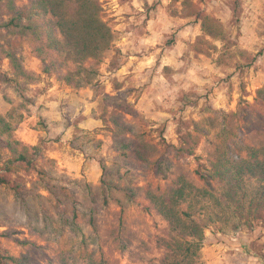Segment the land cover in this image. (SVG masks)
I'll return each mask as SVG.
<instances>
[{"label": "rangeland", "instance_id": "1", "mask_svg": "<svg viewBox=\"0 0 264 264\" xmlns=\"http://www.w3.org/2000/svg\"><path fill=\"white\" fill-rule=\"evenodd\" d=\"M101 1L116 47L99 65L96 86L77 89L44 73L28 41L19 54L40 76L27 85L30 101L14 83L0 82V113L22 114L17 138L40 146L38 164L54 177L45 179L54 185L50 193L34 168L20 167L17 176L28 190L24 200L0 185L1 246L28 264H163L169 251L164 240L172 231L150 204L148 191L169 187L179 175L202 184L195 175L198 160L206 164L217 144H229L239 159L236 153L264 142V104L256 100L264 85V0H192L223 22L232 50L243 51L220 65L214 59L225 52L221 42H215L219 50L213 57L192 48L201 25L185 15L184 0ZM149 24L157 32L152 45L144 40ZM2 70L11 73L7 59L0 61ZM114 113L146 133L155 146L151 158L168 151L171 166L157 173L153 165L120 156ZM196 128L201 133L194 155L176 157L163 142L179 146ZM79 129L101 139L102 146L87 153L74 148ZM124 187L135 196L128 198ZM199 263L264 264V220L236 233L206 229Z\"/></svg>", "mask_w": 264, "mask_h": 264}, {"label": "trees", "instance_id": "2", "mask_svg": "<svg viewBox=\"0 0 264 264\" xmlns=\"http://www.w3.org/2000/svg\"><path fill=\"white\" fill-rule=\"evenodd\" d=\"M19 1L0 0V34L4 36L0 39V61L7 59L11 69V73L0 72V82L14 83L19 95L30 101L26 93L27 85L37 81L40 76L24 65L19 54L23 41H28L42 61L44 73L55 74L59 81L73 88L96 86L99 65L105 54L116 47V32L105 18L103 2ZM183 5L189 9L185 15L194 16L201 25V34L191 43L196 53L213 57V53L219 50L215 42L219 41L225 52L213 58L215 63H227L234 53L239 56L243 54L242 50H232L225 26L219 18L192 0H184ZM39 18H42L41 23L35 22ZM254 59L255 56H252L246 65H250ZM236 65L244 64L237 61ZM106 97H109L108 94H105ZM256 100L264 104V85L258 88ZM114 114V131L122 136L116 144L120 156L145 163L146 166L153 165L157 173H160L162 165L166 164L167 168L171 166L168 151L164 150L151 158L149 150L155 146L146 139V133L136 132L122 122L120 114ZM21 118L22 114L14 117L12 111L6 115L0 113V185L8 186L17 198L24 200L28 190L21 176H17L20 167L34 168L39 174V181L45 183L44 187L50 193L54 192V185L47 184L45 179L54 177L38 164L37 159L42 155L40 146H29L17 138L15 132ZM86 133L78 130L71 141L74 148L87 153L90 148L102 146L101 139ZM200 133L197 128L187 133L179 146L163 142L176 157L194 155ZM229 146L217 144L215 154L207 158L206 164L198 160L195 175L202 184L179 175L169 187L157 186L153 191H148L150 204L167 221L172 231L170 240H164L169 251L163 264H200L206 229L236 233L244 227L253 228L256 220H264V142L248 146L246 154L236 153L239 159L235 158V152ZM99 164L107 172L108 166L102 158ZM101 181L108 185L104 177ZM123 190L128 198L136 194L133 188L124 187ZM104 201L108 202L106 197ZM0 264L28 262L25 257L12 255L0 242Z\"/></svg>", "mask_w": 264, "mask_h": 264}, {"label": "crops", "instance_id": "3", "mask_svg": "<svg viewBox=\"0 0 264 264\" xmlns=\"http://www.w3.org/2000/svg\"><path fill=\"white\" fill-rule=\"evenodd\" d=\"M153 21H155V23H156V20H154V18H153ZM150 23V22H149ZM154 23V24H155ZM152 27V24H149V26L147 27V29H149L150 31H149V33H146L145 34V41H148V43L150 44V45H152L151 43H154V40H153V37L155 38L156 37V31H155V29H154V27H155V25H154V27H153V29L151 28ZM150 47V46H149ZM145 57L146 58H148L146 55H145ZM143 62V61H142ZM88 91V90H87Z\"/></svg>", "mask_w": 264, "mask_h": 264}]
</instances>
